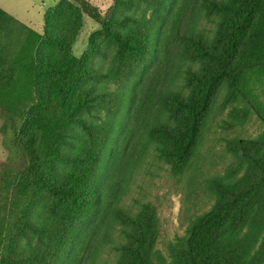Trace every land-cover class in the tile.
<instances>
[{"label": "trees", "instance_id": "obj_1", "mask_svg": "<svg viewBox=\"0 0 264 264\" xmlns=\"http://www.w3.org/2000/svg\"><path fill=\"white\" fill-rule=\"evenodd\" d=\"M0 110V264H264V132L226 140L168 256L157 207L125 202L148 158L195 168L219 117L264 124V0H63L43 34L0 7Z\"/></svg>", "mask_w": 264, "mask_h": 264}, {"label": "rangeland", "instance_id": "obj_2", "mask_svg": "<svg viewBox=\"0 0 264 264\" xmlns=\"http://www.w3.org/2000/svg\"><path fill=\"white\" fill-rule=\"evenodd\" d=\"M63 0H0V7L37 32H45V15ZM72 1V0H69ZM105 11L111 0H89ZM101 26L88 16L83 17V26L72 48L75 56L81 57L87 50L91 37ZM228 110L226 111V113ZM221 116L212 124L201 149L199 164L180 176H174L148 158L134 175L131 191L125 202L132 204L134 199L153 203L161 223V233L157 249L168 256L169 246L178 237L185 235L186 228L193 218L206 212L212 204L208 191V179L232 161L225 153L226 140L235 137H257L264 132V124L252 116L243 128L234 130L221 127ZM4 116L0 110V175L7 162L8 153L2 145L1 128ZM224 125V123L222 124Z\"/></svg>", "mask_w": 264, "mask_h": 264}]
</instances>
